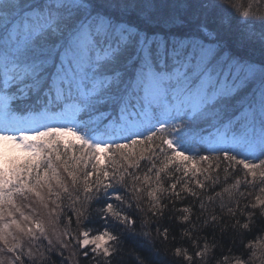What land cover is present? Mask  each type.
<instances>
[{
	"label": "snow or ice",
	"instance_id": "1",
	"mask_svg": "<svg viewBox=\"0 0 264 264\" xmlns=\"http://www.w3.org/2000/svg\"><path fill=\"white\" fill-rule=\"evenodd\" d=\"M241 7L0 0V264H264V11Z\"/></svg>",
	"mask_w": 264,
	"mask_h": 264
},
{
	"label": "trees",
	"instance_id": "2",
	"mask_svg": "<svg viewBox=\"0 0 264 264\" xmlns=\"http://www.w3.org/2000/svg\"><path fill=\"white\" fill-rule=\"evenodd\" d=\"M240 2L243 4L241 11H243L245 8H249L251 11H264V4H261L260 7H257L255 3L249 4V0H240ZM177 207H179V205H177Z\"/></svg>",
	"mask_w": 264,
	"mask_h": 264
}]
</instances>
